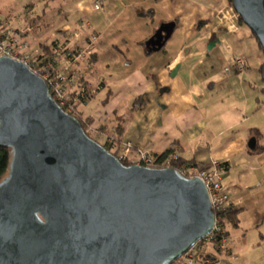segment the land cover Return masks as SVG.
<instances>
[{
    "label": "crops",
    "instance_id": "0c3cea01",
    "mask_svg": "<svg viewBox=\"0 0 264 264\" xmlns=\"http://www.w3.org/2000/svg\"><path fill=\"white\" fill-rule=\"evenodd\" d=\"M50 1L20 0L8 14L0 11V21L24 31L33 48L52 45L67 25L83 23L81 45L97 35L92 58L77 65L89 85L102 86L79 108L93 121L92 129L157 155L175 151L196 169L224 167L222 183L236 212L235 222H226L229 251L204 242L194 264H264V55L232 4L122 1L101 30L88 19L96 3L104 7L108 0H67L63 14L48 8ZM116 22L118 33L103 43L102 35ZM168 22L176 23L172 36L160 51L148 53L146 41ZM236 57L247 63L242 72L234 67ZM103 59L106 74L95 70ZM252 137L256 150L248 147Z\"/></svg>",
    "mask_w": 264,
    "mask_h": 264
},
{
    "label": "water",
    "instance_id": "95a60500",
    "mask_svg": "<svg viewBox=\"0 0 264 264\" xmlns=\"http://www.w3.org/2000/svg\"><path fill=\"white\" fill-rule=\"evenodd\" d=\"M232 6L264 55V0ZM175 27L162 24L148 53ZM0 146L12 153L0 181V264H172L213 229L201 179L124 164L9 56L0 57Z\"/></svg>",
    "mask_w": 264,
    "mask_h": 264
},
{
    "label": "built area",
    "instance_id": "2783aa9c",
    "mask_svg": "<svg viewBox=\"0 0 264 264\" xmlns=\"http://www.w3.org/2000/svg\"><path fill=\"white\" fill-rule=\"evenodd\" d=\"M100 8V3H96L95 9ZM233 11L234 16L240 19L234 8ZM83 30V23L77 28H72L70 25L65 26L61 30V37L53 44L52 52L45 55L40 53L39 49L30 46L25 39L24 31L13 30L4 26L0 21V57L9 56L26 64L34 74L44 80L51 97L66 113L81 117L80 106L96 93V90L90 89V85L86 83L84 76L74 71L78 59L85 54H88L89 57L92 56L93 46L97 40V35L91 34L85 44L81 45ZM64 36L66 39L63 40ZM67 40L71 41L69 46H65ZM234 67L242 72L246 69L247 63L245 59L236 57ZM85 130L88 134L92 127L89 126ZM98 134L101 137L105 136V139L113 145L112 151H116L118 156L115 155L123 163L129 162V164L142 165L148 168L171 167L185 177L201 179L208 190L215 213L213 229L204 239L207 242L216 243L220 253L229 251L230 237L222 216L232 206L233 202L228 190L222 183L224 168L215 165L213 168L196 169L190 164L182 163V158L175 151L157 155L130 140L122 141L117 147L115 138L104 135L100 131ZM198 243L200 244V242ZM198 243L172 264H194Z\"/></svg>",
    "mask_w": 264,
    "mask_h": 264
},
{
    "label": "rangeland",
    "instance_id": "374dc122",
    "mask_svg": "<svg viewBox=\"0 0 264 264\" xmlns=\"http://www.w3.org/2000/svg\"><path fill=\"white\" fill-rule=\"evenodd\" d=\"M19 1L20 0H0V11L3 14H8L11 11V9L13 7H15V5H17L19 3ZM32 1H35V0H32ZM122 1L132 2L133 0H108V1H105L104 2V7L100 4L102 10L101 9L97 10V9L94 8L95 9V12L89 17L88 20L93 25H95L94 23L96 22L97 25H99V28L101 30H104V28L106 27V25H108L111 20H114L115 14L121 9V3H122ZM66 3H67V0H52V1L48 2L47 7L48 8H55L57 10H62V14H63L64 13V10H65V7L64 6L66 5ZM70 26L73 28L72 25H70ZM117 29H118V24L116 22V23H114V25L112 27H110L108 29V32L106 34H103L102 35V40L101 41H103V43L111 42L112 41L111 35L113 33H115V35H116L118 33V30ZM33 34L38 35L39 38L41 36L40 33L37 32V31H34ZM64 39H66V36H64L63 40ZM43 41H44V39H43ZM32 43L34 44V42H32ZM69 43H71V41L69 42L67 40L66 43H65V46H69L70 45ZM89 59H91V57H89L88 54L83 55L82 58H80V59H78L76 61V63H75L76 65L74 67V69H75L74 71L77 72L78 74H81V75L84 76V73L82 72L84 70V68H77V65L79 66L80 64H82L83 62L88 61ZM103 61H105V60L104 59L101 60V64H99V66H97V68H95V70H96L97 73L106 74L107 71H106L105 65L102 64ZM91 68H93V67L91 66L90 69ZM107 73H109V72H107ZM113 77L115 78L116 76H113ZM85 81H86V79H85ZM86 83L88 84L87 81H86ZM101 87H102L101 84L98 85V86H92V85H90V89L91 90H93V89L96 90V93L94 95H96L98 93V91L101 89ZM113 91H114V89H113ZM97 98H98V96H97ZM89 126H91V124H87L85 122V129H88ZM119 129L120 128H117V129L113 128V131H116L117 132V130H119ZM88 135L91 136L96 141H98L100 144L106 145L107 147H109V145L106 144L107 143L106 142L107 140L105 139V136H102L101 137L98 134V131L97 130H94V129L90 130V132L88 133ZM104 135H106V134H104ZM108 135H109V133H108ZM109 136H111V135H109ZM113 138H115V137H113ZM113 153H115L117 155V153H116L115 150H113ZM126 163L129 164V162H126Z\"/></svg>",
    "mask_w": 264,
    "mask_h": 264
},
{
    "label": "trees",
    "instance_id": "16d2710c",
    "mask_svg": "<svg viewBox=\"0 0 264 264\" xmlns=\"http://www.w3.org/2000/svg\"><path fill=\"white\" fill-rule=\"evenodd\" d=\"M228 2L230 3V4H232V0H228ZM240 21H241V23H243L242 22V19H240ZM254 35V37H255V39H256V41L258 42V45H259V47L262 49V47H261V45H260V43H259V41H258V39H257V37L255 36V34H253ZM56 42V41H55ZM54 42V43H55ZM53 43V44H54ZM53 44L52 45H46V44H42L40 47H37V48H35V49H39V51H40V53H43V54H50L51 52H52V46H53ZM92 58V57H91ZM263 66H264V64L262 65V67H261V69H260V71H261V74L263 73ZM94 96V95H93ZM92 96V97H93ZM91 97V98H92ZM74 117H76V116H74ZM79 121H80V123H81V125H82V127L85 129V122L87 123V124H92V120L91 119H89V118H84L82 115H81V117H76ZM98 131H100V132H102L103 134H106V135H108V132L105 130V129H103V128H100V129H98ZM91 137V136H90ZM121 142H122V139L121 138H119V137H115V144H116V146L117 147H119L120 146V144H121ZM107 145H109V147H107L106 145H104L111 153H113V151H112V147H113V145L111 144V143H109V142H107L106 143ZM257 149V148H256ZM255 149V150H256ZM168 152H170V151H168ZM168 152H166V153H168ZM113 154H115V153H113ZM165 154V153H164ZM11 156H12V153H11V149L9 148V147H4V146H0V181L7 175V173H8V171H9V167H10V162H11ZM182 163H186L185 161H183V159H182ZM124 164H126V165H129V164H127V163H124ZM224 168V167H223ZM235 215H236V212H234L233 211V209L232 208H229V209H227L224 213H223V219H224V221L225 222H235ZM200 242V244H202V243H204V242H207L206 241V239H202L201 241H199ZM209 243H213L214 244V246H216V248H217V250L219 251V249H218V246H217V244L216 243H214L213 241H210ZM199 244V243H198ZM199 244V245H200ZM199 245L197 246V249H196V258L199 256V253H198V247H199Z\"/></svg>",
    "mask_w": 264,
    "mask_h": 264
},
{
    "label": "clouds",
    "instance_id": "9594fccd",
    "mask_svg": "<svg viewBox=\"0 0 264 264\" xmlns=\"http://www.w3.org/2000/svg\"><path fill=\"white\" fill-rule=\"evenodd\" d=\"M38 215V214H37Z\"/></svg>",
    "mask_w": 264,
    "mask_h": 264
}]
</instances>
